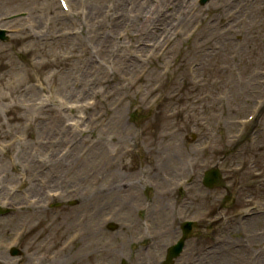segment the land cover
Returning <instances> with one entry per match:
<instances>
[{"label":"rangeland","instance_id":"374dc122","mask_svg":"<svg viewBox=\"0 0 264 264\" xmlns=\"http://www.w3.org/2000/svg\"><path fill=\"white\" fill-rule=\"evenodd\" d=\"M137 1L123 35L110 0H0V264H160L186 219L174 264H264V0H193L155 35ZM216 162L222 205L201 184Z\"/></svg>","mask_w":264,"mask_h":264},{"label":"bare ground","instance_id":"6f19581e","mask_svg":"<svg viewBox=\"0 0 264 264\" xmlns=\"http://www.w3.org/2000/svg\"><path fill=\"white\" fill-rule=\"evenodd\" d=\"M112 1V5L114 6L115 10H116V13H115V10L113 12H110V11H105V14L106 16L110 17L113 21V24H114V29L115 30H118L120 31L121 33L120 34H123V31H122V26L125 24V21L127 20V18H125L124 15H127L128 12L125 10V6H124V2L125 0H110ZM191 1V2H190ZM193 0H188L185 2V0H160V6H156L155 4H152L150 1L148 0H139L137 1L135 4H134V9H133V14H134V17H135V20H138L140 22L139 26L138 27V31L140 32L139 34L141 35H155V33L158 31L156 30V24L158 22H161V23H164V24H167V26H169V17L171 15V12L174 11V10H179V9H182L183 11V16H186L188 15V13H195L196 11H198V7H196V5L194 3H192ZM212 1V0H211ZM233 0H215L214 2L215 5H219V8L221 9V4H228L230 2H232ZM240 1V0H239ZM163 3H167L168 5L171 4L172 8L170 9V11L166 12V17H164V11H163ZM112 7V6H111ZM109 7V8H111ZM101 9V5L99 6V10ZM169 19V20H168ZM60 21H64L60 18L57 19V22H60ZM133 23V20L131 21L130 25ZM87 33L89 34L88 37L90 39V41H98L100 42L99 40L95 39L94 35H91V30H88ZM108 36H110V34H108ZM170 36V35H168ZM130 57V55H128ZM195 57V56H194ZM120 67H123L125 66V62L123 61L120 65ZM66 76V77H69V75L67 74V71L64 70L62 73H61V76ZM241 104H244V103H241ZM53 162H56L58 163L60 160L57 161L56 158H53L51 159ZM31 164H33V159L31 158L30 161H29ZM171 162V160H170ZM49 183L53 182L54 183V180H48ZM30 189H33L35 191V194H37L41 189L34 186L33 183L30 184L29 186ZM160 199H162L163 197L159 196ZM87 219H90V217H88ZM90 235H87V236H91V237H96L97 233L95 231H89ZM81 236V233L79 234L78 237ZM161 235H157V237H160ZM255 237V236H253ZM94 238L93 239H89V241L91 243H93L94 241ZM155 239V238H154ZM154 244H157V241L153 240ZM149 249V248H148ZM155 253H157L155 251ZM143 254V253H141ZM140 254V255H141ZM140 255H137L135 258H138L140 257ZM111 257L109 254L107 255H104L103 256V259H105V261L108 260V258ZM115 258V256H113ZM99 264V263H97Z\"/></svg>","mask_w":264,"mask_h":264},{"label":"water","instance_id":"95a60500","mask_svg":"<svg viewBox=\"0 0 264 264\" xmlns=\"http://www.w3.org/2000/svg\"><path fill=\"white\" fill-rule=\"evenodd\" d=\"M211 177H212V179H213V181H216V180H218L219 179V174H218V172L217 171H212V174H211ZM206 184L207 185H211L210 183H208V181H206ZM189 224H188V226H187V229L184 231L185 232V234H184V238L187 236V234H188V231H189ZM183 238V239H184ZM181 245H182V242H179V244L178 245H176V246H174V252H173V254H171V255H176L178 252H179V250H180V248H181Z\"/></svg>","mask_w":264,"mask_h":264}]
</instances>
